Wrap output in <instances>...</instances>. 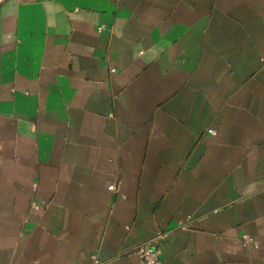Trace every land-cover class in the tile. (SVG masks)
I'll list each match as a JSON object with an SVG mask.
<instances>
[{
  "label": "crops",
  "instance_id": "1",
  "mask_svg": "<svg viewBox=\"0 0 264 264\" xmlns=\"http://www.w3.org/2000/svg\"><path fill=\"white\" fill-rule=\"evenodd\" d=\"M158 231L163 264H264V0H1L0 264Z\"/></svg>",
  "mask_w": 264,
  "mask_h": 264
},
{
  "label": "built area",
  "instance_id": "2",
  "mask_svg": "<svg viewBox=\"0 0 264 264\" xmlns=\"http://www.w3.org/2000/svg\"><path fill=\"white\" fill-rule=\"evenodd\" d=\"M111 71L115 72L116 69L112 68ZM209 132L214 133V130L209 129ZM109 189L115 190L116 186L112 184L109 186ZM168 234L169 231H158L151 239L139 243L134 249L138 258L137 264H163L161 256V243L166 239ZM96 264H100V262L97 260Z\"/></svg>",
  "mask_w": 264,
  "mask_h": 264
}]
</instances>
